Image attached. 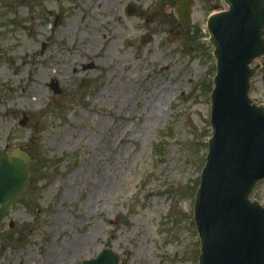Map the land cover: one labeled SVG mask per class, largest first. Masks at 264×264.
Wrapping results in <instances>:
<instances>
[{
	"label": "rangeland",
	"instance_id": "374dc122",
	"mask_svg": "<svg viewBox=\"0 0 264 264\" xmlns=\"http://www.w3.org/2000/svg\"><path fill=\"white\" fill-rule=\"evenodd\" d=\"M0 2V150L32 159L0 264H83L107 248L119 264H199L194 205L217 75L206 23L224 0H196L186 30L175 0ZM257 63L250 94L264 105ZM252 199L264 205V181Z\"/></svg>",
	"mask_w": 264,
	"mask_h": 264
},
{
	"label": "water",
	"instance_id": "95a60500",
	"mask_svg": "<svg viewBox=\"0 0 264 264\" xmlns=\"http://www.w3.org/2000/svg\"><path fill=\"white\" fill-rule=\"evenodd\" d=\"M224 2L229 9L209 16L207 23L217 75L211 93L212 136L195 196L199 264H264V205L252 201L264 180V105L256 104L250 94L251 80L261 68L257 62L264 58V0ZM191 4L193 0L177 3L185 28L191 25ZM53 91L62 93L58 82ZM24 115L22 127L29 122ZM9 150H0V231L30 185V155L15 150L10 156ZM119 263L120 256L107 248L83 264Z\"/></svg>",
	"mask_w": 264,
	"mask_h": 264
},
{
	"label": "bare ground",
	"instance_id": "6f19581e",
	"mask_svg": "<svg viewBox=\"0 0 264 264\" xmlns=\"http://www.w3.org/2000/svg\"><path fill=\"white\" fill-rule=\"evenodd\" d=\"M38 92L43 93L41 89H38ZM152 97H154V95ZM157 97L159 98L160 95H158ZM119 134H120V137H122L123 139L127 136L125 133H122V132H120ZM82 171H83V174H84L85 171H87V169H84ZM110 186H111V184L110 185L104 184L102 186H97L94 189L93 193L89 196V199L87 200L88 201V206L89 207H93L94 204H95V199L101 200L104 197V193H106L108 191V188H110ZM56 257H62V255H56Z\"/></svg>",
	"mask_w": 264,
	"mask_h": 264
},
{
	"label": "flooded vegetation",
	"instance_id": "af4514ba",
	"mask_svg": "<svg viewBox=\"0 0 264 264\" xmlns=\"http://www.w3.org/2000/svg\"><path fill=\"white\" fill-rule=\"evenodd\" d=\"M196 1V0H195ZM175 5H176V2H175ZM194 6V5H193ZM192 10H193V8H192ZM192 10H191V13H192Z\"/></svg>",
	"mask_w": 264,
	"mask_h": 264
}]
</instances>
